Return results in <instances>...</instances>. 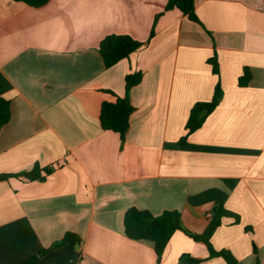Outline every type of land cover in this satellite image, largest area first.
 <instances>
[{"label": "crops", "instance_id": "1", "mask_svg": "<svg viewBox=\"0 0 264 264\" xmlns=\"http://www.w3.org/2000/svg\"><path fill=\"white\" fill-rule=\"evenodd\" d=\"M168 0H50L40 7L0 0V94L12 117L0 131V174L52 168L44 179L0 181V264H182L209 248L177 230L158 262L154 243L125 232L126 211L179 210L195 233L223 204L212 237L239 264H264V0H195L159 17L150 42L106 67L108 34L147 41ZM217 55L220 73L210 58ZM252 71L247 86L239 79ZM143 71L126 140L104 129L105 101L126 95V76ZM224 96L203 125L188 130L198 101ZM68 232L82 241L60 243ZM60 243V244H59ZM203 264H227L224 257Z\"/></svg>", "mask_w": 264, "mask_h": 264}, {"label": "trees", "instance_id": "2", "mask_svg": "<svg viewBox=\"0 0 264 264\" xmlns=\"http://www.w3.org/2000/svg\"><path fill=\"white\" fill-rule=\"evenodd\" d=\"M23 1L30 6L40 7L47 4L50 0H16ZM173 8L181 9L191 19L199 21L196 14L195 0H168L166 8L163 12L156 15L155 24L153 26L149 40H138L130 34L111 33L106 35L100 42L99 51L103 56L106 67H112L122 59L128 58L148 44L152 37L156 34L155 27L159 17L167 10ZM213 64L214 72L220 73V64L217 55L210 58ZM144 78L143 71H134L126 76V95L118 97L116 101H105L101 109V123L104 129L114 130L121 136L124 144L127 132L131 125V116L135 111L130 92L131 89L141 83ZM252 79V71L246 67L243 75L239 79L241 86H247ZM224 96V89L219 81L215 88L214 96L209 101H198L191 109L186 128L188 132L180 138V143H187L189 135L199 129L209 114H211L220 104ZM12 117V101L10 98L0 94V131ZM52 168H41L39 164L27 172L17 174H0V181L9 179L12 176H25L31 180L44 179L45 174L51 173ZM236 216L237 221L240 220V215L226 208L223 204H218L210 217V222L202 233H195L185 228L182 224V216L179 210L167 209L160 215H155L149 209H141L136 206L130 207L125 214V232L128 237L135 240H150L154 243L157 253L158 262H161L165 250L173 236V234L181 229L197 241L204 242L209 248V257L201 258L193 256L189 253H184L180 257L182 264H203L209 258L221 256L224 257L227 264H239L236 256L228 249L218 250L213 242L212 237L216 230L222 225L224 216ZM82 241V238L73 232H68L60 243L76 245ZM59 243V244H60ZM52 248L42 249L37 255L27 260L24 264H35L40 256L49 252ZM259 264V263H257Z\"/></svg>", "mask_w": 264, "mask_h": 264}]
</instances>
